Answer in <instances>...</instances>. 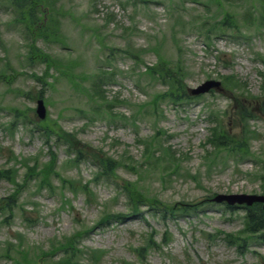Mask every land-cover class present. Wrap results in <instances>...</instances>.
I'll return each mask as SVG.
<instances>
[{"label":"rangeland","instance_id":"rangeland-1","mask_svg":"<svg viewBox=\"0 0 264 264\" xmlns=\"http://www.w3.org/2000/svg\"><path fill=\"white\" fill-rule=\"evenodd\" d=\"M29 14L0 0V172L16 181L0 176V206L19 205L12 213L0 209V264H264L263 233H238L246 210L207 201L263 193L264 161L249 157L264 145V0H44L36 17L44 28L35 34ZM227 15L233 28L222 21ZM214 22L221 28L207 38ZM159 60L186 72L178 99L145 73ZM224 78L236 90L190 94ZM40 98L45 119L36 112ZM111 108L127 122L100 117ZM240 116H248L242 129ZM212 126L217 135L253 132L249 152L210 145ZM56 132L72 145L60 144ZM139 140L153 146L149 157ZM73 144L82 152L75 163ZM166 144L180 160L179 175L158 153ZM51 155L55 193L34 177ZM107 158L111 175L100 166ZM25 166L37 169L27 176ZM77 184L97 203L68 190ZM124 186L146 198L139 214L96 226L103 205L128 211ZM161 202L198 208L175 213L159 209ZM228 234L250 238L239 248ZM68 235H77L75 258L49 253L62 250Z\"/></svg>","mask_w":264,"mask_h":264},{"label":"trees","instance_id":"trees-1","mask_svg":"<svg viewBox=\"0 0 264 264\" xmlns=\"http://www.w3.org/2000/svg\"><path fill=\"white\" fill-rule=\"evenodd\" d=\"M20 1H21L22 6L27 7L28 0H20ZM30 12L31 10H29V13ZM29 16L31 17V13L29 14ZM32 20H34L33 16L31 18V21ZM40 27L42 26H39L38 24L37 28H40ZM151 70L154 71L155 69L151 68ZM154 74L159 75L160 78H163L167 81V84L169 85V88H170L169 91L171 94H174L176 95V97H179L180 93L184 92V85L183 83H181V80H180V78L182 77H178V73H175L169 67L167 69L166 67L161 66V69L160 70L158 69L157 71H155ZM113 116H117V115H113ZM246 119H247L246 116H240V122L242 125H244V121ZM251 137H252V132L248 130H242L240 133L233 135V136L224 134V133H221V135H217V133H215L213 136V140L216 144L215 145L216 147L229 148L230 151H243L246 146V142L248 144V139H251ZM235 138H239V142L236 141ZM145 146H146L145 156L149 157L151 153L150 149L153 146L151 145V143H148V142L145 143ZM158 153L161 155V157H163V159H165L168 162L169 173L178 174L180 171V166H179L180 161L178 157L176 156L174 157V154L171 151V148H169L168 150H166V148H160L158 149ZM262 153H264V147H263ZM55 161L56 160L54 158H50V160L47 162L49 164H47L45 168L42 167L40 173L35 174L34 176L35 179L40 181L42 185H45V184L48 186L50 185L49 183L50 175L49 174L52 170V167L55 164ZM104 164H105L104 168L107 170V172L110 173L111 171H114L113 163L111 162V160H106ZM36 169H37L36 166L28 167L26 171L27 172L26 175L28 176V174H30L31 176L36 171ZM130 169H134V168L130 167ZM4 173L5 174L3 175V177L7 179H11V177L9 176V173H10L9 171L4 172ZM85 190H87V187L85 188ZM129 194H130V199H131V205L134 210H136L139 205L143 204L141 199H146L144 196L136 192L133 188L129 189ZM11 198L12 197H10V200ZM165 207L170 208L171 210H174L175 208V206H170V207L165 206ZM0 209L1 211L9 210L12 213V211L14 210V203L11 201L6 202L5 206L3 204L2 206H0ZM177 209L186 210V208H177ZM123 216H124L123 213H118V214L103 213V215L100 218V221L106 222V221H109V219L120 218ZM263 228H264V215H263L262 209L260 206H255V208L250 209L245 231L250 232V233H255L258 230L263 229ZM76 237L77 235H73L65 239L67 240L68 244L64 246L62 250L64 252V255L60 259H63V258L71 259L77 256L76 251L78 249L74 242ZM68 264H70V262Z\"/></svg>","mask_w":264,"mask_h":264},{"label":"water","instance_id":"water-1","mask_svg":"<svg viewBox=\"0 0 264 264\" xmlns=\"http://www.w3.org/2000/svg\"><path fill=\"white\" fill-rule=\"evenodd\" d=\"M219 85L220 84L217 82L210 81L205 83L203 86L199 87L197 90L193 92L197 94L209 90V88L212 86H219ZM39 113L42 117L44 116V108L42 102H39ZM222 199H228L230 202H234V201H239V202L247 201L248 203H252L253 201L264 202V197L262 196H249V195L248 196L239 195V196H229V197L220 196L217 198V200H222Z\"/></svg>","mask_w":264,"mask_h":264}]
</instances>
